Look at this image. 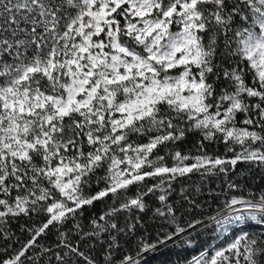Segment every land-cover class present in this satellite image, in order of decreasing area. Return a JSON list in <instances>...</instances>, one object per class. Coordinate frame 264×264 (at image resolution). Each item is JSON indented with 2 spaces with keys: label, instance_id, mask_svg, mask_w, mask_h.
Segmentation results:
<instances>
[{
  "label": "snow or ice",
  "instance_id": "snow-or-ice-1",
  "mask_svg": "<svg viewBox=\"0 0 264 264\" xmlns=\"http://www.w3.org/2000/svg\"><path fill=\"white\" fill-rule=\"evenodd\" d=\"M206 233L264 264V0H0V264Z\"/></svg>",
  "mask_w": 264,
  "mask_h": 264
},
{
  "label": "trees",
  "instance_id": "trees-1",
  "mask_svg": "<svg viewBox=\"0 0 264 264\" xmlns=\"http://www.w3.org/2000/svg\"><path fill=\"white\" fill-rule=\"evenodd\" d=\"M244 166H241L243 170ZM253 186L259 184V177L252 181ZM210 187H216V185H210ZM206 194V193H205ZM196 244L188 250H183L179 246H173L171 243L168 248H161L155 255L148 257V264H184V261L191 258V256L202 251L210 244H219L220 242L215 240L210 233H206L196 238Z\"/></svg>",
  "mask_w": 264,
  "mask_h": 264
}]
</instances>
